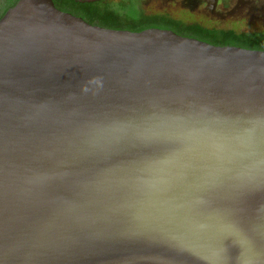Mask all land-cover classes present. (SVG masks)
Segmentation results:
<instances>
[{
  "label": "water",
  "instance_id": "95a60500",
  "mask_svg": "<svg viewBox=\"0 0 264 264\" xmlns=\"http://www.w3.org/2000/svg\"><path fill=\"white\" fill-rule=\"evenodd\" d=\"M0 264H264V51L17 0Z\"/></svg>",
  "mask_w": 264,
  "mask_h": 264
},
{
  "label": "trees",
  "instance_id": "16d2710c",
  "mask_svg": "<svg viewBox=\"0 0 264 264\" xmlns=\"http://www.w3.org/2000/svg\"><path fill=\"white\" fill-rule=\"evenodd\" d=\"M54 6L64 12L81 17L89 24L109 29L139 32L144 29L158 28L195 38L217 46H237L245 49L264 51V33H245L234 29L214 28L198 24L175 21L163 14H145L132 5L109 1L80 3L73 0H52ZM124 3V2H123ZM134 9V10H133Z\"/></svg>",
  "mask_w": 264,
  "mask_h": 264
},
{
  "label": "rangeland",
  "instance_id": "374dc122",
  "mask_svg": "<svg viewBox=\"0 0 264 264\" xmlns=\"http://www.w3.org/2000/svg\"><path fill=\"white\" fill-rule=\"evenodd\" d=\"M14 0H0V14L2 13L4 7L7 4L13 3ZM117 2H121V0H116ZM137 1V3H136ZM136 5L133 6L134 9H141L145 10L146 12H154L156 10H160V6L162 5L161 0H136ZM243 2L247 1L246 7H240L236 10L234 17L227 16V19L224 21L218 20H211L200 19L198 17H194L191 15H176V18L183 19L184 21L190 22H199L207 27H214V28H221L227 29L231 28L238 32H245V33H264V0H241ZM253 1L251 4L250 2ZM239 0H227L226 2V9L231 10ZM124 6L127 3H123ZM240 5V4H239ZM251 6L255 8V10H251ZM133 9V10H134ZM176 12V11H175ZM174 11L172 14H176ZM242 16V17H241ZM202 20V21H201Z\"/></svg>",
  "mask_w": 264,
  "mask_h": 264
},
{
  "label": "flooded vegetation",
  "instance_id": "af4514ba",
  "mask_svg": "<svg viewBox=\"0 0 264 264\" xmlns=\"http://www.w3.org/2000/svg\"><path fill=\"white\" fill-rule=\"evenodd\" d=\"M17 0H14L13 3L7 4L2 13L0 14V17L5 13L7 9L12 7ZM77 1L80 3H85L81 2L79 0H73ZM98 1H109V2H115V3H127L132 6H135L137 1L136 0H121V2H117L116 0H98ZM136 1V3H135ZM162 5L160 6V10H156L154 12H145V14H163L166 16H169L170 18L174 19L175 21L187 23V24H198L201 26H204L203 24L199 22H190V21H184L182 18H176V15H191L194 17H198L200 19L206 20V19H211V20H218V21H224L227 19V16H232L234 17L236 8L240 9L242 7H246L247 1L243 2L239 0L237 5H235L231 10L226 9V2L227 0H161ZM253 1L250 2V4ZM240 4V5H239ZM251 10H255L253 6H251ZM175 12L176 14H172V12ZM206 19H204V18ZM242 17V16H241ZM202 21V20H201Z\"/></svg>",
  "mask_w": 264,
  "mask_h": 264
}]
</instances>
